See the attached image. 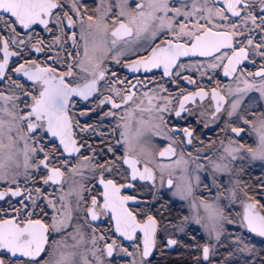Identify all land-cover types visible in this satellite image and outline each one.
<instances>
[{
  "label": "snow or ice",
  "instance_id": "snow-or-ice-1",
  "mask_svg": "<svg viewBox=\"0 0 264 264\" xmlns=\"http://www.w3.org/2000/svg\"><path fill=\"white\" fill-rule=\"evenodd\" d=\"M216 4L217 0H180L179 4L172 3V0H99L95 8L89 9L82 0H0V52L3 53L0 83L9 79L8 70L22 73L32 82V87L25 89L11 81L10 94L0 90V181L8 183V187L0 191V201L9 197L20 198L17 201L19 207L9 203L10 212L0 209V264H106L105 258L115 260L120 254L132 257L130 264H152L158 248V234L167 230L162 223L163 214H153L148 209L130 210L129 202L149 205L151 202L140 201L135 195H122V190L136 191V181L155 185L156 172L149 167V163L154 162L152 154L146 152L140 142L146 133L160 135L166 128L164 114L172 111L168 107L172 100L158 94L166 93L167 89L161 85L151 94L144 92V98L140 99L135 91L137 85L124 86L125 81L117 80L116 73H111L113 85L109 92L119 97L120 102L108 95L89 111L95 113L97 108L111 105L112 110L104 112L101 119L112 117L119 121L110 132L119 130L115 144L123 146L124 151L116 157L115 146L102 140V151L111 153L115 159L93 165L99 172L98 184L103 188L99 195H92V188L75 180L77 176L84 179L81 166H70L67 158L61 160L64 153L71 157L79 154L82 148L92 149L91 145L77 143L73 128L95 133L96 125L80 127L78 121L74 125L70 106L74 97L88 101L99 92L98 84L109 72L104 67L108 58L121 64L122 58L146 45V55L125 62L123 67L134 73L162 69L163 76L176 79L183 70L199 71L203 77L222 69L223 76L231 77L237 86L224 85L219 90L213 87L210 93L201 87L184 95L179 100L175 116L181 118L188 112L185 105L189 101L195 104L197 97L203 101L210 96L214 106L201 111L202 117H210L212 121L226 117L225 131L240 136L247 128L256 136L255 149L243 144L233 147L234 141L230 140L217 159L205 157L211 166L215 187H221L216 184V174L231 172V162L242 151L253 160L264 161V111L255 117L256 122L238 112L243 97L249 92L258 93L255 103L264 109V0H222V7ZM77 23L79 34L71 31ZM38 28L45 33H55L51 43L39 36ZM51 49L56 50L55 55H49L47 60L52 65L63 63L66 70L42 66V62L36 59H24L25 54L45 53ZM10 57L24 62L9 69ZM182 57L203 59L184 64L181 63ZM257 61V71L244 70L245 63L256 66ZM43 63L47 64V61ZM78 77L83 83L74 86L73 81ZM183 79L189 84L196 83L189 76ZM137 83L144 86L143 82ZM117 84L124 87L118 88ZM154 100L162 103H154ZM145 103L147 108L142 107ZM122 106L124 113L118 115L115 110ZM145 112L151 116L150 120L143 119ZM88 114L85 111L79 113L80 116ZM233 117L244 127L233 126ZM167 131L182 132L185 142L193 143V130L188 127H172ZM107 134L101 132L99 135L104 137ZM45 136L53 138L49 141L53 147L48 148L43 143ZM56 139L58 144L54 143ZM169 139V146L159 152L162 158L177 155L173 145L178 141L171 140L170 136ZM92 151V157L82 158L83 167L99 155L94 149ZM53 160L56 164L50 166ZM199 160V154L191 157L196 169L205 167ZM188 164L189 160H185L181 153L174 165H155L160 170L161 187L164 186L166 170L183 167L178 181L173 180L171 172L167 179L169 189L175 188L173 195L182 199L193 194ZM41 169L47 174L33 175L32 170L38 173ZM21 175L25 177V184L31 181L57 185L60 194L55 197L45 195L41 187L21 189L17 179ZM195 180L198 184L200 177L196 176ZM239 187L237 184L225 189L231 202L239 200L241 204L242 211L236 214L238 219L230 218L221 205L223 193L213 201L201 199L198 203L193 202L192 207L197 211L193 218L197 224L206 219L204 226L210 240L220 241L225 223L238 224L248 233L264 239V203H261L264 185L258 189L260 199L244 192L246 199L241 200L236 191ZM41 200L46 201L45 207L52 209L50 218L40 207L38 201ZM201 208L204 217L198 214ZM102 215L109 216L114 222V233L133 242V251L117 244L116 240L109 242L107 231L101 232L94 226ZM178 230L182 232L183 227ZM101 243L103 247H100ZM234 243L238 247L229 251L218 264H229V258L237 253L248 254L245 264H264V255H261L264 249H257L251 243V237L246 242L244 237L237 235ZM177 244L176 239L168 237L164 248L171 249ZM199 250L201 255L195 258L196 264H201V260L213 264L212 258L218 255L217 245L205 243Z\"/></svg>",
  "mask_w": 264,
  "mask_h": 264
},
{
  "label": "flooded vegetation",
  "instance_id": "flooded-vegetation-1",
  "mask_svg": "<svg viewBox=\"0 0 264 264\" xmlns=\"http://www.w3.org/2000/svg\"><path fill=\"white\" fill-rule=\"evenodd\" d=\"M82 3L89 7V9H93L99 3V0H82ZM172 3L179 4L180 0H172ZM216 6L222 7V0H217ZM79 30V23H77L76 28L72 29L71 31H76L77 34H79ZM37 32L39 33V36L45 39L46 43H51L52 37L55 34L45 33L39 28L37 29ZM68 34L70 35L71 32L69 31ZM65 47L68 48V45H65ZM146 47V45H142V49L140 51L130 53L127 58H122L121 64H116L111 58L106 59L104 62V67L109 69V72L106 79L99 82V92L94 94L93 97H90L88 101H83L80 97L73 98L72 105L70 106V115L73 116L74 125L77 121L79 122L80 127H84L85 125L89 124L96 125L95 133L81 132L80 128L74 127V138L77 140L78 144L85 143L87 145H91L92 149L99 153V155H96L94 159H91L87 167H83L82 158L85 156L92 157L93 155L92 149L87 147L82 148L79 154H73L71 157L64 153L61 157V160L67 158L70 160V166H81L80 170L83 172L84 179H82L80 176H77L75 177V180L77 182L85 183L87 187L92 188V195H99V193L103 191V188L98 184L99 172L94 170L93 165H95L97 162L104 163L106 160L115 159L111 153L102 151V140L115 146L116 157L121 156L124 148L123 146L115 144V141L119 139V130H117L115 133L110 132V130L115 127L119 121L112 117L101 119L104 112L112 110L111 105H105L103 108H97L95 113L90 112L89 109L95 107L97 104H99L100 99L108 95H113V99H115L117 103L120 102L119 97L109 92V88L113 85L111 77L112 72L116 73L117 80L125 81L124 86L130 84L137 85L135 91L137 93V97L140 99L144 98V92L147 91L151 94L154 89L162 85L167 89V92L159 93L158 95L168 96L172 100V103L168 105L172 111L164 114L166 128L163 132H161L160 135H155L151 132L146 133L145 138H143L140 142V146L143 147L144 150H148L149 145L151 144L153 146L151 147V150L155 155V160L153 163H149V167H152L156 172L155 185H152V182L136 181V191H133L132 189L122 190V195H135L140 201L151 202L150 205L146 203L129 202L128 207L130 210L137 211L138 209H148L153 214H157L158 212H162L163 214L162 223L166 226L167 230L166 232H160L158 234V248L155 251L154 257L152 258V264H196L195 258L200 257L201 255L199 250L200 246L205 243L217 245L218 255L214 256L212 260L213 264H218L220 260L227 257L229 251H234L238 247V245L234 243L235 236L237 235L244 237L246 242L248 241L249 237H251V243L254 244L257 249H264V239L257 237L254 234L248 233L246 229H243L235 223H225V231L219 242H217L214 238L210 240L208 232L204 226L207 222L206 219L200 224H197L193 218L197 215V211L192 207L194 201L197 203L201 199L213 201L219 193H223L224 195L220 201L221 205L225 207V211L230 218L238 219L236 214L242 211L241 204L239 200L234 203L231 202L228 199L229 194L225 192V189L233 188L239 184L240 187L237 188L236 191L241 200L246 199L244 192H247L248 196H255L257 199L261 198V193L258 192V189L261 187V185H264V161L253 160L247 154V152L242 151L238 158L231 162V172L216 174V184L221 185V187L217 188L213 185L211 166L209 165L208 160L205 159V157L217 159L221 154H223L224 147L228 145L230 140L234 141L232 145L233 147L243 144L245 147H251L255 149L257 147L256 136L252 135L247 128L240 136H236L230 131H225L226 117L212 121L210 117L203 119L201 116H199V114L196 113L197 110L203 111L214 106V102L211 100L210 96L206 97L203 101H200L197 97L195 104L189 101L185 105V107L188 109V112L183 113L181 118H177L175 116V111L179 109V100L182 99L184 95L198 91L201 87L209 93L213 87H217L219 90V87L231 85L232 88H235L237 86L236 83L233 82L231 77H224L222 69H218L215 73L209 72L208 75L203 77L199 71L191 69L183 70L180 78L176 79L175 77L169 78L163 76L162 69H153L151 72L147 73L141 70L140 72L134 73L123 67L125 62L134 60L139 56L146 55L147 52L144 50ZM69 50H71V48H69ZM55 51V49H51L46 50L45 53L33 52L31 55L25 54L24 59H36L38 62H42V66L51 65L57 67L60 71L66 70L63 63L59 65H52V62L47 60L49 55H55ZM61 55H63V53H61ZM2 57L3 53L0 52V59H2ZM202 59L203 58L198 57H182L181 63H196L198 60ZM45 61H47V64L43 63ZM23 62V60L17 57H10L9 69H14ZM258 67L259 61H257L256 66H253L250 63H245L244 70L247 72H255L258 70ZM7 75L9 79H5L2 83H0V90L5 91V94H10L9 88L11 81H15L17 84L23 85L25 89L32 87V82L28 81L27 77L23 76L22 73H15L11 70H8ZM184 76L191 77L196 81V83L189 84L187 80L183 79ZM209 77H212V79H209ZM138 81L143 82L144 86H140L137 83ZM76 83H83V80L79 79L78 77L73 81V85L75 86ZM124 86L119 84L116 85L118 88ZM242 86L243 85H241V87ZM257 96L258 93L249 92L243 97L240 109L238 110L239 115H247L249 119L253 120V122H256L255 117L259 116L260 112L264 111V109L258 108V105L255 103ZM137 102H139V100H137ZM154 103L160 104L162 101L154 100ZM142 107L147 108V103L142 105ZM81 111L89 112V114L87 116H80L79 113ZM115 111L118 112V115H123L124 106H122L121 109ZM253 113H255V115H253ZM137 118L139 119L140 117ZM143 119L150 120L151 116L149 113L145 112ZM232 119L234 121L233 126L244 127L242 122L237 120L236 117H233ZM205 124L208 126L205 127ZM172 127L181 129L188 127L192 129L194 134L193 143L187 144L185 142L186 138L183 137L182 132L168 133L167 130ZM101 132L108 134L104 137H101L99 135ZM169 136L171 137V140L178 141L177 144L173 145L176 148L177 155L171 159H163L160 158L159 152L169 145ZM51 140H53V138L45 136L43 143L47 144L48 148H51L53 147V143L49 142ZM54 143L58 144V139H56ZM181 153H183V156L190 159V176L193 179L194 200L190 201L189 206L183 201L177 200L171 196L170 190L172 188L169 189L167 185V179L169 176L164 179V186L161 187L160 170L159 168L155 167L157 164H162L163 162L177 159ZM189 154H191V157H195L197 154H199V163L205 165V167L196 169L195 164L191 162V157ZM55 164L56 161L53 160L50 166H54ZM123 167L127 168L126 165ZM32 171L33 175L36 177L47 174L43 169H41L38 173L35 172V170ZM196 176L200 177V182L198 184L195 180ZM107 178L112 177L107 176ZM173 180L176 181V178H173ZM18 183L21 189H24L25 187L28 189L41 187L42 190H44L45 195H51L52 197H55L60 194V189L57 185H43L42 183H33L31 181L25 184V177L18 178ZM7 187L8 183H1L0 181V191L5 190ZM32 195L35 196L36 193L33 192ZM153 196H155V199H153ZM19 199L20 198L18 197H9L3 201H0V209H7L10 212L11 209L9 208V203L15 207H19L17 203ZM38 203L40 204L41 208L48 212L50 218L52 209L45 207L46 201L41 200L38 201ZM261 203H264V199H261ZM198 214L200 217H204V211L202 208L199 209ZM185 217H189L190 219L185 220ZM94 226L101 232L107 231V238L109 242L111 240H116L117 244L128 248L129 251L134 250L133 242L120 237L118 233H114V222L111 221L109 216L102 215L100 220L94 222ZM181 226L183 227L182 232L178 230ZM174 228L176 230H174ZM168 237L178 241V244L171 249L164 248V241ZM56 238L59 239V237ZM100 247H103L102 243L100 244ZM261 255H264V253H261ZM131 259L132 257H122V254L117 255L115 260H111V258H105L106 264H130ZM247 259V253H237L233 257L229 258V264H245ZM201 264H207V262L201 260Z\"/></svg>",
  "mask_w": 264,
  "mask_h": 264
},
{
  "label": "rangeland",
  "instance_id": "rangeland-1",
  "mask_svg": "<svg viewBox=\"0 0 264 264\" xmlns=\"http://www.w3.org/2000/svg\"><path fill=\"white\" fill-rule=\"evenodd\" d=\"M200 110H197L196 111V113L197 114H199V116H201L200 115ZM202 117V116H201ZM203 119H207V118H204V117H202ZM151 147H153L152 146V144L151 145H149V149L148 150H145L146 152H149V153H151L152 154V156H151V159L154 161L155 160V155L153 154V152H152V150H151ZM179 158V157H178ZM177 158V159H178ZM177 159H175V160H173V161H166V162H163L162 164H164V165H174L175 164V161L177 160ZM184 159L185 160H189V164H188V166H187V171H188V174L190 175L191 174V166H190V159L188 158V157H185L184 156ZM21 172H23V169H21ZM169 172H171V176H172V178H176V181H178L179 180V177L183 174V167L181 166V167H174V168H172V169H168V170H166L165 172H164V179H166V177L167 176H169ZM21 177H24L23 175H21V176H19L18 178H21ZM17 178V179H18ZM193 180V179H192ZM1 183H7V182H5V181H1ZM175 192V188H172L171 190H170V193H171V196L173 197V198H175V199H177V200H180V201H183L184 203H186L188 206H189V203H190V201L191 200H194V194H192L191 196H189L187 199H182L180 196H176V195H173V193ZM194 192V191H193ZM205 215V214H204ZM189 218V217H188ZM190 219V218H189ZM188 219V220H189Z\"/></svg>",
  "mask_w": 264,
  "mask_h": 264
},
{
  "label": "water",
  "instance_id": "water-1",
  "mask_svg": "<svg viewBox=\"0 0 264 264\" xmlns=\"http://www.w3.org/2000/svg\"><path fill=\"white\" fill-rule=\"evenodd\" d=\"M168 146H169V145H168ZM168 146H167V147H168ZM167 147H165V148H167ZM165 148H164V149H165ZM164 149H163V150H164ZM161 151H162V150H161ZM160 158H162V157H160ZM171 158H172V157H171ZM171 158L163 157V159H171Z\"/></svg>",
  "mask_w": 264,
  "mask_h": 264
},
{
  "label": "trees",
  "instance_id": "trees-1",
  "mask_svg": "<svg viewBox=\"0 0 264 264\" xmlns=\"http://www.w3.org/2000/svg\"><path fill=\"white\" fill-rule=\"evenodd\" d=\"M150 197V196H149Z\"/></svg>",
  "mask_w": 264,
  "mask_h": 264
}]
</instances>
